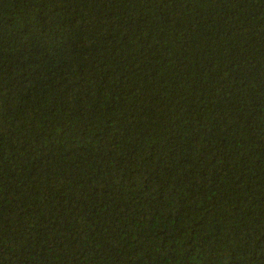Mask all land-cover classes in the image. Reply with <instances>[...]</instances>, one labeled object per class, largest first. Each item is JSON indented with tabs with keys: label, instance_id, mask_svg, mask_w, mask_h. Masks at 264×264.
Returning a JSON list of instances; mask_svg holds the SVG:
<instances>
[{
	"label": "trees",
	"instance_id": "1",
	"mask_svg": "<svg viewBox=\"0 0 264 264\" xmlns=\"http://www.w3.org/2000/svg\"><path fill=\"white\" fill-rule=\"evenodd\" d=\"M0 264H264V0H0Z\"/></svg>",
	"mask_w": 264,
	"mask_h": 264
}]
</instances>
